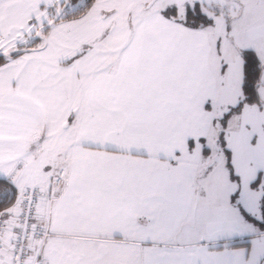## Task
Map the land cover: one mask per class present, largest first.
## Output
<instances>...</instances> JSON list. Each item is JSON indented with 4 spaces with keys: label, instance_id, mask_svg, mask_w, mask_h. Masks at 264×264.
Masks as SVG:
<instances>
[{
    "label": "snow or ice",
    "instance_id": "1",
    "mask_svg": "<svg viewBox=\"0 0 264 264\" xmlns=\"http://www.w3.org/2000/svg\"><path fill=\"white\" fill-rule=\"evenodd\" d=\"M0 264H264V0H0Z\"/></svg>",
    "mask_w": 264,
    "mask_h": 264
}]
</instances>
